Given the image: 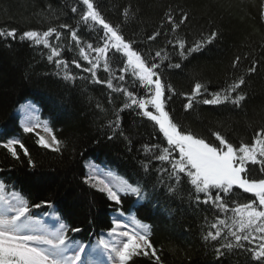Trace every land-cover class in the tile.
Returning a JSON list of instances; mask_svg holds the SVG:
<instances>
[{
	"label": "trees",
	"instance_id": "trees-1",
	"mask_svg": "<svg viewBox=\"0 0 264 264\" xmlns=\"http://www.w3.org/2000/svg\"><path fill=\"white\" fill-rule=\"evenodd\" d=\"M93 3L109 22L121 25L128 39L147 43L153 51L164 49L174 57V62L176 53L164 35L156 41H147L148 35L161 30L166 12L173 10L177 19L181 11L188 14V20L178 30L188 46L211 31L218 32L211 44L184 61L182 71H167L165 79L176 93L167 109L175 122L197 136L214 140L211 133L219 131L234 145L250 142L255 131L264 126V0H93ZM72 6L78 12L86 10L77 0H0V29L15 28L19 33L43 31L60 23L75 24L79 17L70 12ZM128 6L136 10V15L124 22L121 12ZM63 31V42L67 43L70 34ZM162 31L168 33V39L176 35L169 32L167 25ZM92 36L95 37L94 32ZM48 54L49 50L42 46L0 39V144L8 138L20 139L37 165L35 169L26 167L27 158L18 146L23 164L0 147V169H3L0 180L15 185V190L32 202L50 199L73 213L69 222L83 229L74 238L89 247L108 232L114 216L109 207L111 202L104 194L83 183L86 165L95 164L122 180L146 186L149 200L133 203L136 198L123 197V206L131 208L132 214L150 226V239L162 264H251L250 257L240 250L217 261L215 247L223 240L218 243L203 239L208 231H215L210 226L216 223L217 215L231 225V212L220 214L210 205L191 204V186L187 182L177 185L174 195L159 185L153 192L157 174L143 171L141 162L145 154L141 147L160 142L162 134L156 135L158 129L125 110L120 113L117 131L122 130L131 139V145L123 137L113 135L108 123L115 119V109L122 106V95L107 89L106 84L92 83L90 74L71 63L68 71L77 78L74 83L65 81L63 72L56 75L57 69L48 61ZM74 54L75 50L65 49L62 58L70 61ZM238 56L241 59L234 68L233 61ZM253 62L256 71L249 74ZM81 63L87 66L86 62ZM120 67L110 65L117 75ZM97 75L104 79L108 73L101 68ZM239 76L246 79V100L242 107L196 103L193 109L184 110V94L196 82L207 83L211 91H219ZM26 100L39 106L42 122L63 141L62 154L40 147L34 134L20 129L13 112ZM154 163L159 166V162ZM235 199L237 203L249 202L239 196ZM227 231L224 229L225 234ZM135 264L152 262L137 257Z\"/></svg>",
	"mask_w": 264,
	"mask_h": 264
},
{
	"label": "snow or ice",
	"instance_id": "snow-or-ice-1",
	"mask_svg": "<svg viewBox=\"0 0 264 264\" xmlns=\"http://www.w3.org/2000/svg\"><path fill=\"white\" fill-rule=\"evenodd\" d=\"M81 2L86 10L78 12L76 6L70 9L79 17L75 24L60 23L43 31L19 33L15 28L0 29V39H18L48 49V61L55 65L57 76L63 72L62 79L65 81L74 83L77 78L68 71L71 63L90 74L92 83L106 84L107 89L121 94L122 106L115 109V119L108 123L113 135L123 137L131 145V139L122 130L117 131L120 129V113L125 110L151 122L153 128L158 129L157 136L162 134L159 143L143 144L141 147L145 154V160L141 162L143 171L149 175L153 171L157 174L153 192L159 185L168 194L174 195L177 185L189 183L191 204L210 205L220 214L232 213L231 225L217 215L216 223L210 226L215 231H208L203 236L205 242L219 243L223 240L215 247L217 261L228 253L240 250L250 257L251 264H264V126L255 131L250 142L234 145L219 131L211 133L214 140L197 136L175 122L167 109L176 94L165 79L167 71H182L184 61L211 44L218 32L211 31L207 37L188 46L186 40L178 35L181 25L188 20V14L181 11L177 19L173 10L166 12L161 30L148 35L147 41H156L164 35L176 53L174 62V57L164 49L153 51L147 43L128 39L121 25L109 22L93 0H77V3ZM121 15L126 22L135 18L136 10L128 6ZM165 25L170 33L176 34L171 39H168V33L162 31ZM63 30L70 34L67 43L63 42ZM65 49L75 50L70 61L62 58ZM240 59L239 56L235 58L234 68ZM111 64L121 65L119 75L110 68ZM101 68L108 73L107 78L97 75ZM255 71L253 62L248 73ZM114 80L117 82L115 85ZM244 86V76L234 78L219 91H211L207 83L196 82L190 92L184 94V110L193 109L196 103L242 107L246 100ZM109 103H113L111 95ZM19 111L23 113V132L34 134L40 147L62 154L63 141L57 138L47 123L41 125L34 115L35 105H21ZM38 128L51 139L41 135ZM17 146L27 158L26 167L35 169L36 162L20 139L12 137L0 144L14 161L23 164L25 162ZM154 162H159V166ZM98 171L88 172L83 183L89 189L104 194L111 202L109 207L114 216L109 224L108 239L100 236L89 251H86L87 246L83 242L74 238L83 229L69 222L73 213L50 199L32 202L21 191L15 190V185L0 180V264H102L101 254L107 257L110 264H135L137 257H146L152 264H162L158 250L150 239V226L132 214L131 208L123 206V197L136 198L133 203L149 200L146 186L128 180L113 186L98 178ZM249 193L253 194L252 197L244 196ZM237 196L249 202L237 203ZM230 203L234 206L230 207ZM224 229H228L227 234Z\"/></svg>",
	"mask_w": 264,
	"mask_h": 264
},
{
	"label": "rangeland",
	"instance_id": "rangeland-1",
	"mask_svg": "<svg viewBox=\"0 0 264 264\" xmlns=\"http://www.w3.org/2000/svg\"><path fill=\"white\" fill-rule=\"evenodd\" d=\"M17 114H18V110L15 113V115H17ZM39 131H40V133L42 135H45L47 139H51V137L50 136H47V134H45L42 131V129H39ZM85 169H86V172L87 173L90 172V171H92V170L98 169L99 170L98 171V178L104 179L106 182H110L113 186L118 185V184H120L122 182V180L119 179L118 177L114 176L111 173H108V172L106 173V171L98 168L96 165H94L92 163H88L86 165ZM130 227H131V225H130ZM103 237L105 239H108V235L107 234L103 235ZM90 249H91V247L87 248L86 251H89ZM100 260H101L102 264H110V262L107 260V257L105 255H103V254L100 255Z\"/></svg>",
	"mask_w": 264,
	"mask_h": 264
},
{
	"label": "bare ground",
	"instance_id": "bare-ground-1",
	"mask_svg": "<svg viewBox=\"0 0 264 264\" xmlns=\"http://www.w3.org/2000/svg\"><path fill=\"white\" fill-rule=\"evenodd\" d=\"M28 102H29V101L26 100V101H24V102L18 104V105L15 107L14 112H13V114H14L15 117H16L15 113H16L17 110L21 107V105H25V104H27ZM17 115H18V114H17ZM18 119H20V116H19V115H18Z\"/></svg>",
	"mask_w": 264,
	"mask_h": 264
}]
</instances>
